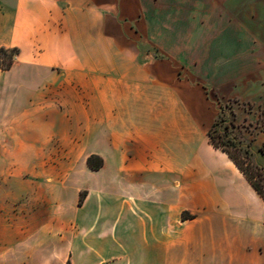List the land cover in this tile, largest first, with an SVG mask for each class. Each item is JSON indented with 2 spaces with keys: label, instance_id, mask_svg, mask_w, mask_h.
<instances>
[{
  "label": "crops",
  "instance_id": "obj_1",
  "mask_svg": "<svg viewBox=\"0 0 264 264\" xmlns=\"http://www.w3.org/2000/svg\"><path fill=\"white\" fill-rule=\"evenodd\" d=\"M198 44L249 113L264 0H0V264H264V198L181 84Z\"/></svg>",
  "mask_w": 264,
  "mask_h": 264
},
{
  "label": "rangeland",
  "instance_id": "obj_2",
  "mask_svg": "<svg viewBox=\"0 0 264 264\" xmlns=\"http://www.w3.org/2000/svg\"><path fill=\"white\" fill-rule=\"evenodd\" d=\"M204 32L197 30V34ZM195 48L198 60L193 63L181 62V84L191 81L184 72L189 68V64L190 69L196 75L195 83L202 89L206 101L207 93L212 95L215 101L213 105L218 108L216 120L223 118V122L212 131L214 141L227 147L253 180L264 189V87L259 86L261 92L258 98L259 104L249 103L246 107L249 113L244 112L243 115L236 117L233 104L237 102L243 105L246 102L235 92L231 95L228 93L227 83L231 81L233 87L237 79L222 77L220 73H230L237 63L208 55L207 45L198 44ZM10 58L11 51L4 52L0 54V63L7 64ZM256 80L261 84L264 83L261 78Z\"/></svg>",
  "mask_w": 264,
  "mask_h": 264
},
{
  "label": "trees",
  "instance_id": "obj_3",
  "mask_svg": "<svg viewBox=\"0 0 264 264\" xmlns=\"http://www.w3.org/2000/svg\"><path fill=\"white\" fill-rule=\"evenodd\" d=\"M7 51H11L10 62H8L7 64H1L0 63V69H2V70L10 69L12 64H13L15 56L17 54H19L18 48H4V47L0 49V54L7 52ZM221 122H223V118H221L220 120H216L215 123L213 124L212 128L209 131V137L211 139L212 144L218 148H222L224 151H226L229 154V156L232 158V160L236 163V165L240 168V170L245 174V176L251 182V184L256 189V191L264 198V189H262L261 186L253 180V178L250 176V174L244 169L242 164L238 161L236 156L227 147L219 145L214 141V136L212 135V131L216 127H218L221 124ZM87 164L92 170H99L104 165V160L99 155L92 154L91 156L88 157ZM84 196H85V193H83L81 195V201L84 198ZM182 218H183V220H188V219L194 218V215H192L188 212H183ZM67 264H71V262L68 261Z\"/></svg>",
  "mask_w": 264,
  "mask_h": 264
}]
</instances>
